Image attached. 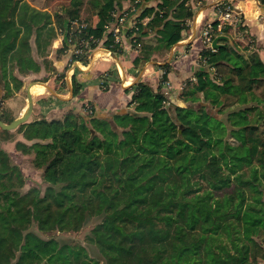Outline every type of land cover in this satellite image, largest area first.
Listing matches in <instances>:
<instances>
[{"label":"trees","instance_id":"1","mask_svg":"<svg viewBox=\"0 0 264 264\" xmlns=\"http://www.w3.org/2000/svg\"><path fill=\"white\" fill-rule=\"evenodd\" d=\"M150 1L131 0V11L126 0H70L52 12L28 0H0V121H14L26 102L16 110L5 103L25 85L16 72L45 81L41 72L53 70L49 47L70 19L89 23L76 36L104 37L106 48L122 54L105 23L130 11L136 67L171 49L194 15L192 0ZM235 31L248 36L242 23ZM217 35L216 22L212 39ZM242 38L214 50L205 45L207 61L184 79L178 99L165 93V63L156 88L143 80L127 88L133 111L109 119L92 105L91 112L68 108L14 130L0 124L3 143L22 133L16 150L32 155L48 184L44 194L38 187L25 195L12 190L25 175L0 147V264H99L86 246L42 235L80 230L93 218L99 221L87 242L107 264H262L264 61L242 50L253 42ZM69 47L65 39L59 55ZM80 88L73 75L75 96ZM34 221L42 234L31 229Z\"/></svg>","mask_w":264,"mask_h":264},{"label":"crops","instance_id":"2","mask_svg":"<svg viewBox=\"0 0 264 264\" xmlns=\"http://www.w3.org/2000/svg\"><path fill=\"white\" fill-rule=\"evenodd\" d=\"M28 1L40 7L36 1ZM158 1L151 0L150 4L156 5ZM218 1L220 0H192L194 15L186 22L188 28L185 29L183 38L173 45L171 49L165 51L164 54L154 53L150 60L142 62L137 67L134 64V59L139 55L140 49L135 48L129 38L125 39L122 54L108 50L103 44L99 46L91 53L87 65L80 70L77 69L73 73V75H76L77 83L81 85L80 91L76 96L74 94L71 96V87L67 77L70 53L64 50L59 55L58 50L63 45V37L57 35L49 47L48 54L53 70L49 72L43 71L41 75L46 76L45 81L50 87L61 95L70 96V99H60L53 95L52 91L38 95V98L35 96L34 108L29 120L43 116L47 118L61 116L68 108H75L81 112H91L92 105L95 106L98 116L109 119L113 118L116 114L133 111L134 106H129L133 88L129 90L127 88L133 87L139 80H143L153 88H156L163 74V69L160 66L165 63H169L171 66L169 70L170 85L166 87V84H164L163 86L166 89L165 93H168L172 99H178L184 79L190 75L192 76L199 68V57L205 47L202 30L206 23L216 19V4ZM229 1L241 12V21L248 29V36L243 37L242 34L235 30L233 31L234 33L232 32L234 36L218 30L219 35H226L228 37L220 38L219 43L224 45L234 43L233 39L236 37L237 39L243 37L242 39L245 42L248 38H251L253 42L250 50H244V48L242 50L246 54L250 53V51H255L264 61V4L259 0ZM61 6H58L57 9ZM131 6H133V2L126 0L124 8ZM41 8L52 11L48 5L41 6ZM101 19V14L96 15L90 24L95 26ZM236 27L238 26L236 25L234 28L237 29ZM99 51L103 52L102 56L98 55ZM63 73H65V77L61 80L58 75ZM73 75L71 77L72 83ZM103 80L106 81L105 84L101 83ZM64 81L66 85L62 86ZM103 85L108 88L105 89ZM26 96L27 102L28 95ZM262 264H264V261Z\"/></svg>","mask_w":264,"mask_h":264},{"label":"built area","instance_id":"3","mask_svg":"<svg viewBox=\"0 0 264 264\" xmlns=\"http://www.w3.org/2000/svg\"><path fill=\"white\" fill-rule=\"evenodd\" d=\"M226 1L227 0H220L217 2L216 7H219L220 4H224L223 8L217 9L216 19L214 21L206 23L202 30V37L205 45L213 50L215 49L212 46V31L214 29V23L217 22L218 30H222L226 26H236L241 23L243 24V22L241 21V12L236 9L233 3H229ZM128 9H131V11L134 10V5L129 7ZM129 13L130 11L128 10L121 14L114 12V18L106 21L105 23V33H112L115 42L122 43L123 45H125V39L129 38L131 40V38L127 36V30L134 25V20L130 18ZM88 25L89 23L85 19L75 18L69 20V29H58V35L63 37V43L66 39L67 43L70 44V47L67 48L65 52L70 53V58L68 60V70L72 69V75L77 70V64L82 68L87 65L88 61L83 60L85 55H91V53L99 46H101L104 41V37L100 39H89L76 36L77 32L79 33L83 29H86ZM91 40L96 41V46L90 44ZM107 49L110 50L109 48ZM206 61V57H199V62ZM105 80H103L101 83L105 84ZM165 84L166 87H168L170 85V82L167 81Z\"/></svg>","mask_w":264,"mask_h":264},{"label":"rangeland","instance_id":"4","mask_svg":"<svg viewBox=\"0 0 264 264\" xmlns=\"http://www.w3.org/2000/svg\"><path fill=\"white\" fill-rule=\"evenodd\" d=\"M36 1L39 6H49V9L52 10V12H55L58 6L68 4L70 0H33ZM239 26V25H237ZM227 27V26H226ZM233 30H236L234 27L231 26ZM237 28V27H236ZM225 28L222 29L224 31ZM221 31V30H220ZM19 77L23 78V80L26 82L23 91L19 92V96L16 95V97H10L9 99L5 100V103L9 107V104L12 105L11 109H17V107L24 103L27 98V84L30 81H33L36 78H39V75L32 74V73H21L20 71L16 72ZM65 77V76H64ZM63 77V78H64ZM61 78V80L63 79ZM66 85L65 81L62 83V86ZM32 87V86H31ZM31 89V88H30ZM65 95V94H64ZM70 97V96H69ZM38 98V96H37ZM14 107V108H13ZM0 137H3L0 132ZM18 140H24L22 133H14L10 134L6 137L5 143L0 141V147L6 149L12 156V160L14 163L19 165L20 169L25 175V181L22 185H19L17 183H14L11 186L12 190L18 191L21 195H25L26 193H29L32 188L38 187L41 189V194H44L45 189L47 187V183L43 181L42 178V172L41 170H38L34 167L31 159L32 155L24 154L21 151L16 150V142ZM98 219H91L89 222L85 224L84 227H82L80 230L75 231H53L50 233L42 234L38 230L37 223L34 221L31 229L35 230L36 232L44 235L45 237H49L51 235H54V237H57L61 241H68L73 244H81L87 247L89 255L99 261V264H107L105 258L102 256L99 248L93 244H90L87 242V235L91 233L92 228L96 225L98 222Z\"/></svg>","mask_w":264,"mask_h":264},{"label":"water","instance_id":"5","mask_svg":"<svg viewBox=\"0 0 264 264\" xmlns=\"http://www.w3.org/2000/svg\"><path fill=\"white\" fill-rule=\"evenodd\" d=\"M220 38H228L226 35H218L216 36L213 41H212V46L217 49L221 46H224V44L222 43H219V40ZM77 69H82L81 66H79L78 64L76 65ZM67 77H68V81L70 83V87H71V96H73V83H72V69H69L68 72H67ZM34 83H43L45 85V89L42 90V91H39V92H35V93H31L29 91V86L31 84H34ZM50 91H52L53 95H55L56 97L60 98V99H70L69 96H64V95H61L59 94L55 89H53L52 87H50L46 81H43V80H33L31 81L28 85H27V95H28V100L26 102V104L23 106L20 114L15 118L14 121H12L11 123H5V122H2L0 121V124L4 127V128H7V129H10V130H14L16 129L21 123L23 122H27L33 112V108H34V101H35V96H38V95H42L44 93H49ZM28 106V111L27 113H25V109L26 107Z\"/></svg>","mask_w":264,"mask_h":264},{"label":"bare ground","instance_id":"6","mask_svg":"<svg viewBox=\"0 0 264 264\" xmlns=\"http://www.w3.org/2000/svg\"><path fill=\"white\" fill-rule=\"evenodd\" d=\"M98 55H103V52L101 51H99L98 52ZM32 86V87H31ZM45 85L43 84V83H34V84H31L30 86H29V91L31 92V93H35V92H39V91H42V90H44L45 88ZM31 88V89H30ZM27 111H28V106L26 107V109H25V113H27Z\"/></svg>","mask_w":264,"mask_h":264}]
</instances>
